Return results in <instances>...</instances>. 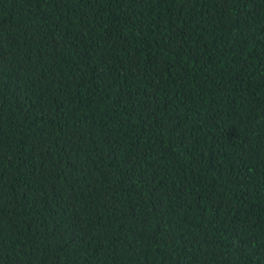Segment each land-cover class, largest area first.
Segmentation results:
<instances>
[{
	"label": "trees",
	"instance_id": "trees-1",
	"mask_svg": "<svg viewBox=\"0 0 264 264\" xmlns=\"http://www.w3.org/2000/svg\"><path fill=\"white\" fill-rule=\"evenodd\" d=\"M0 264H264V0H0Z\"/></svg>",
	"mask_w": 264,
	"mask_h": 264
},
{
	"label": "snow or ice",
	"instance_id": "snow-or-ice-1",
	"mask_svg": "<svg viewBox=\"0 0 264 264\" xmlns=\"http://www.w3.org/2000/svg\"><path fill=\"white\" fill-rule=\"evenodd\" d=\"M3 59H4V58H3V56H0V62H2V61H3Z\"/></svg>",
	"mask_w": 264,
	"mask_h": 264
}]
</instances>
